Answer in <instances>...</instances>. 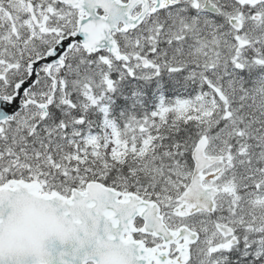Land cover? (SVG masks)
<instances>
[{
  "label": "snow or ice",
  "instance_id": "6c2138e0",
  "mask_svg": "<svg viewBox=\"0 0 264 264\" xmlns=\"http://www.w3.org/2000/svg\"><path fill=\"white\" fill-rule=\"evenodd\" d=\"M0 264H264V0H0Z\"/></svg>",
  "mask_w": 264,
  "mask_h": 264
}]
</instances>
